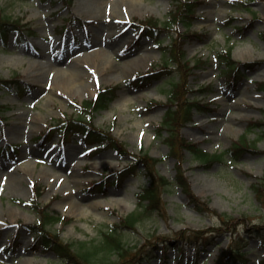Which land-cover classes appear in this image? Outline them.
<instances>
[{
	"label": "rangeland",
	"instance_id": "1",
	"mask_svg": "<svg viewBox=\"0 0 264 264\" xmlns=\"http://www.w3.org/2000/svg\"><path fill=\"white\" fill-rule=\"evenodd\" d=\"M246 2V6L233 9L230 0H202L198 7L199 17L192 28L202 36L189 38L184 46L187 57L192 63L197 59L199 65L187 78L186 88L188 96L196 95L197 100L210 104L196 109L191 120L183 124L181 133L199 143L204 151L217 153L246 135L256 145V151H246L239 161L224 160L206 165L186 149L182 155L186 175L192 189L206 201L210 211L197 210L178 186L171 185L163 195L161 210L122 234L128 246L140 244L138 248L148 251V255L153 252L145 243L156 242L164 235L173 240V245L182 237V233L176 232L186 229L200 232H189L188 239L207 237L206 231L214 228L220 214L231 217L235 223L263 217L264 193L259 199L253 184L264 176V135H261L264 126L250 128L255 120L264 121L263 92L254 87L255 80L264 79V40L260 37L264 29V0ZM172 7V0H70L69 3L0 0V13L26 22L32 31L22 42L11 36L7 46L0 44V79L18 75L19 82L26 87L25 93L0 87V103L7 108L0 114V151L10 142L19 143V155L12 162L0 154V172L1 166L19 170L14 179L0 177V264H64L57 262L53 251L34 250L32 234L24 226L39 219V214L27 204L35 193L37 196L35 184L42 191L41 204L58 217L50 223V229L77 246L80 241L97 240L102 229L136 210L140 189L150 184L149 174L140 168L137 176L130 175L121 185H111L106 195L96 196L87 190L92 179L120 170L140 154L155 158L156 171L170 180L174 178L176 158L170 155L165 139L168 130L158 128L167 110L163 104L169 98L171 82L162 79L143 90L126 84L133 74L143 72L152 63L160 68L163 60L155 41L138 38L139 30L131 24L133 18L152 16L166 20ZM175 29L184 31L185 27L180 24ZM96 35L104 37L102 45L91 41ZM67 37L73 39L68 43ZM169 42L165 37L164 43ZM63 44L67 46L65 50ZM130 44L134 46L130 48ZM101 46L108 49L105 53L99 51L102 54L96 57V67L84 61H73ZM228 48H232L234 59L251 64L234 91L227 87L222 66L216 60L217 53ZM69 49L73 50L65 55ZM105 55L110 60L104 67ZM45 56L53 61L62 56L56 66L69 65L78 83L70 88L54 87V83L63 85L64 72L49 71L47 64H41L47 62ZM34 75L37 79H33ZM173 79H178V75ZM207 83H210V92L201 98L196 91ZM99 85L119 86L115 99L97 114L94 122L111 129L112 134L125 143L130 152L126 158L122 159L109 148L91 155L77 138L63 143L58 133L51 135L52 139L42 146L35 143L37 135L48 125H54L61 117L78 115V105L91 98ZM151 100L160 103L150 107ZM234 117L239 119L233 120ZM23 122L26 129L19 133L17 130ZM61 175L64 177L58 178ZM70 184L72 188L68 187ZM113 201L116 203L109 204ZM233 225L237 226L232 223L230 227ZM230 227L227 231L210 232L208 242L199 247L179 243L180 256L176 248H171L166 256L158 253L143 261L133 258L131 249L130 255L113 264H161L166 258L165 264H218L219 254L228 246V235L233 234L228 230ZM239 227L242 229L243 224ZM13 240L14 247L8 249ZM244 250L243 259L225 264H264V246H258L255 238ZM111 257L116 259L117 256L112 254Z\"/></svg>",
	"mask_w": 264,
	"mask_h": 264
},
{
	"label": "trees",
	"instance_id": "2",
	"mask_svg": "<svg viewBox=\"0 0 264 264\" xmlns=\"http://www.w3.org/2000/svg\"><path fill=\"white\" fill-rule=\"evenodd\" d=\"M177 7V10L172 13L173 20L163 22L162 26H159V23H161L160 20L153 18L141 21L143 29L145 30L144 32L148 36L156 38L162 31L168 30L176 21H186L187 18L192 17V12L194 10L193 1H180ZM15 22L10 16L0 15V37L2 39H6L11 30L19 29V26ZM181 40L182 35L175 39L174 43H172L171 46L166 48H168L169 51V58H171L172 60L176 58V60L178 61L179 69L184 67H187V69H189V62L184 61V49L181 46ZM218 58L222 63L225 64L224 73L228 77V82L234 86L242 76V71L240 69L238 61L233 59L230 50L220 52L218 54ZM175 87L178 88V84H176ZM258 87L264 90V82L259 81ZM114 91L115 88L113 87L100 89L95 99H91L85 102L84 110L95 112L100 108H105L114 97ZM195 105V102L184 97L180 100V103L178 104V107L176 109L169 110L164 118V124H168L170 128V136L167 138V141L171 146V153H173L175 156H179L181 150L183 148H187L196 157H199L204 164L208 165L211 161L215 159H222L223 157L219 154L217 155L209 152L207 153L201 150L196 143L182 138L179 133L181 124L184 123L183 121L190 118ZM258 125L261 126L262 124ZM59 127L66 134H69L71 133V131L79 128L84 134L87 135L88 140L91 142L102 141L106 138L103 132L93 129L89 125L85 124L81 119H74L72 121L67 120L60 124ZM161 127L162 126H160L159 128ZM242 140L235 141L227 153H230L234 156H240L249 148L251 149L252 146L249 145L250 143L247 141L246 137H243ZM108 144L112 145L114 148H116L117 151L122 154L127 153V150L123 146V143H121L119 140L110 138ZM139 164H144L145 170L150 176V184L146 188H143L141 193L139 194L141 205L139 206L138 210H135L121 218L119 223L110 225L105 230L102 229L97 241H80L76 246L74 243L63 241V239L59 237L58 233H53L49 230L48 224L51 221L55 220L57 217L47 212L46 208L44 206H41L37 198H35L31 202V206L40 213L41 218L39 222L28 226L29 230L35 234L33 237L35 243H39L49 249L54 250L58 258L69 263L74 262L77 264H113L117 260L130 255L128 254V252L131 249H133L134 251L131 254L133 258H141L143 260L148 259V251H141L137 247V245L128 246L129 244L122 237V232L134 229L140 220H142L145 216H151L153 211L155 212L156 210L159 212L161 210L160 203H162V195L172 183L166 177L155 172V161L151 160L147 155L137 157L136 162L131 163L130 166L118 172L119 174L117 175L119 177L112 183L120 184L124 179V176L135 173ZM175 182L176 184L181 186L182 190L187 194L189 201L195 205L197 210H209L206 204L202 202L199 197L190 189L187 178L185 177L184 171L181 167V158L179 157L177 158V175L175 177ZM109 184L110 176H106L100 182H93L91 184V189L97 188L100 193L104 194ZM253 187L256 191L257 197L261 199L264 193V176L260 178L258 183L254 184ZM220 221H222V224L226 225V227H230V224L232 223L231 217L229 218L228 216L223 215L220 216ZM260 222L261 223H259L258 225L253 224L252 226L248 227L247 230L257 233L259 236H261V238L264 239V216L260 219ZM231 239L232 244L230 246V249L228 251H225L221 256V259L225 258L226 261L233 259L238 254H240L241 247L243 246L241 240L243 239L242 237L238 236L237 238H234L233 236H231ZM146 245H149L148 250L153 253L157 249L156 243L153 244L148 242ZM112 254L117 256L116 259H112Z\"/></svg>",
	"mask_w": 264,
	"mask_h": 264
},
{
	"label": "bare ground",
	"instance_id": "3",
	"mask_svg": "<svg viewBox=\"0 0 264 264\" xmlns=\"http://www.w3.org/2000/svg\"><path fill=\"white\" fill-rule=\"evenodd\" d=\"M111 34H107V37H109ZM125 38L124 35L121 36V40H123ZM102 37L101 36H95L94 37V44H97V43H101L102 45ZM98 45V44H97ZM108 48L104 47L102 48L101 47H98L97 49L93 50V51H90V52H86L84 53L83 55H81L82 57L81 58H78V59H74L73 61H75V63H79L80 61H84L85 63H91L93 64L92 66L93 67H96L97 65V62H96V57H100L99 55L102 54L100 53L99 51L105 53L107 51ZM67 54H68V51H67ZM105 59L103 60V64H104V67L105 65L109 64V60L110 58L107 57V55H105ZM69 66V65H68ZM68 66L65 67H57L55 63H51L49 62L47 64L46 67H49V71H55V70H60V72H64V76H62L65 80H62L63 81V85H61L60 83H54V87L56 88H59V87H63V88H66V87H72L73 85L77 84L78 83V77L77 76H73L72 74L74 73L73 70H70L68 69ZM67 71H70V73H68ZM86 71V70H85ZM72 73V74H71ZM33 79H37V77L34 75L33 76ZM245 92H248L247 90ZM250 98H252L253 96H249ZM240 100H242V97H240ZM246 101V100H244ZM239 118L237 117H234L233 120H238ZM223 119L221 118L220 121H222ZM25 126V123L23 122V124L21 125V128H19L17 131L20 133L22 132V129H26V127H23ZM208 132L212 133L213 131L212 130H209ZM104 161V159H102ZM99 164H102L104 165V163H99ZM2 167V171L0 172V177H5V178H10V179H14L16 177V174L19 173V170H12V169H4V166H1ZM1 169V168H0ZM63 178L64 176L61 175V176H58V178ZM75 177V176H73ZM16 181H20V179H16ZM72 184L68 185V187L72 188ZM68 189V188H67ZM124 202V201H122ZM122 202H118L119 204L122 203ZM116 203V201H113V202H110L109 204H114ZM124 205V204H123ZM127 205V203L125 204Z\"/></svg>",
	"mask_w": 264,
	"mask_h": 264
}]
</instances>
